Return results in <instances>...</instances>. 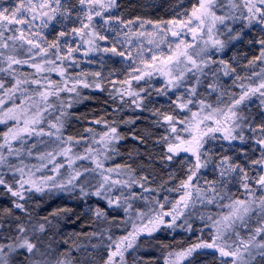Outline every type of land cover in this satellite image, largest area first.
I'll return each instance as SVG.
<instances>
[{"label":"snow or ice","instance_id":"1","mask_svg":"<svg viewBox=\"0 0 264 264\" xmlns=\"http://www.w3.org/2000/svg\"><path fill=\"white\" fill-rule=\"evenodd\" d=\"M121 8L119 0H0V198L10 203L0 209V264H156L138 255L141 237L150 242L164 229L192 232L197 204L219 211L198 214L202 235L168 250L163 264H194L198 255L211 256L205 264H264V0H193L166 21L125 18ZM252 31L257 37L247 42L258 54L242 65L235 55L225 59ZM106 58L128 62L123 80L110 79L116 70L106 77L81 68H103ZM105 80L109 96L120 101L116 111H150L154 127L163 129L153 141L161 165L179 162L185 169L178 186L165 189L178 198H159L149 176L137 177L129 164L109 166L126 138L121 123L135 119L99 118L92 123L103 131L65 135L71 109L88 99L82 90L105 91ZM154 93L167 98V108L148 107ZM151 135L132 138L146 144ZM33 139L52 150L34 153ZM82 142L83 152L74 151ZM33 156L38 164L25 162ZM65 162L67 177L57 180ZM48 164L56 175L43 174ZM209 169L212 179L205 177ZM46 189L78 190L85 203L96 198L86 209L92 231L58 241L52 218L71 210L34 216L33 196Z\"/></svg>","mask_w":264,"mask_h":264},{"label":"trees","instance_id":"2","mask_svg":"<svg viewBox=\"0 0 264 264\" xmlns=\"http://www.w3.org/2000/svg\"><path fill=\"white\" fill-rule=\"evenodd\" d=\"M12 0H7V3H11ZM251 34V32H250ZM249 34V37H251ZM247 56H249L248 50H245ZM250 57V56H249ZM248 57V58H249ZM98 60V57H97ZM115 61L107 60L106 63L101 68L100 63H96V65L83 66L81 67L86 72L93 71H101L106 72L110 69V64ZM77 69L76 71H79ZM255 71H259V67L255 68ZM248 74H250V70H248ZM241 75H245V72ZM105 76H107L105 74ZM156 87L158 86V81L154 82ZM105 91H100L95 89L92 91L91 89H84L82 91V95L87 96L88 99L84 100L82 103L76 104L73 109H71L73 113V117L70 120L66 130L65 135H71L76 138L87 137L89 134L85 132L86 128H93L96 132L103 131V125H97L92 123L95 119L103 118L108 120L109 122L127 120V119H135L136 123L134 125H120L119 131L126 138L120 142L118 145L120 154L115 156L111 161L108 162L109 166H115L116 164H129L135 170L136 176L139 177L140 173L138 168H145V174L150 178V187L156 189V195L159 198L163 197L164 190L166 188H175L178 186L177 178H179V168L178 162H175L171 165V167H163L158 159L161 149L156 147L153 143L156 137L163 134V129L154 127L152 121L154 117L151 115L150 111H132L129 107L124 106L123 111H116L120 107V101L117 98L113 100L109 96V91H111V84L108 81H104ZM119 86V85H117ZM235 91H239L238 89H234ZM163 96L157 97L155 93L153 94V104H150L148 107L152 108H160L157 104L158 99H162ZM168 101H166V104ZM151 133V138L147 140L146 144H140L138 140L133 139L132 136L135 135L137 137L145 136V133ZM47 139V138H45ZM36 141V140H35ZM36 143V148L33 149V152H38L41 148L44 147L43 144ZM50 145V143H49ZM74 151L83 152V142L81 146L73 149ZM133 152L137 153V157L133 162H128V155ZM135 153V154H136ZM151 158V160L149 159ZM81 164H85L86 166H91L88 162L84 161ZM170 172H174L175 179L169 181ZM160 181V183H159ZM167 181L168 184H165ZM163 184L165 186L161 187ZM139 191V189H137ZM168 193V192H167ZM235 193L236 195H240ZM178 193L171 192L169 197H173L174 199L178 198ZM96 201V198H90L87 203ZM83 200L79 198L78 190L77 192H60L58 194H53L49 192H45L44 194H34L33 200L31 202V210L34 216L43 217L48 216L54 210L57 209H70L71 211L67 215H61L59 218H52V222L54 225H58V232L69 231L72 233L76 232H90L92 231L94 225L90 226V218L82 215L83 206L85 204ZM103 204V201H100ZM143 207V204H140ZM10 207L9 200L7 198H0V209ZM215 206L209 205L207 207H203L199 204L196 205L195 213L192 216L191 223L193 227L192 232H187L184 229L176 228L172 229H164L162 231H158L154 234L155 239L150 240V242H144V238L141 237L142 247L138 251V255L142 256L145 260H154L158 261V258H164L166 252L172 249H179L182 247H186L188 244L187 241H179L174 239V235L178 232L180 235L185 233L194 234L198 232V235H202L199 229L203 228V223L199 220L198 214L207 215L208 213L213 212ZM191 211V210H189ZM79 217V219H78ZM51 218V217H50ZM179 221L178 223H181ZM79 229V230H76ZM115 234L121 235L123 234L122 230H114ZM204 235V233H203ZM58 241H62L58 235L55 237ZM191 239V238H189ZM188 239V240H189ZM193 243L197 242V240H193ZM161 245H168L167 249L163 248ZM61 248L68 247L67 244L61 243Z\"/></svg>","mask_w":264,"mask_h":264},{"label":"rangeland","instance_id":"3","mask_svg":"<svg viewBox=\"0 0 264 264\" xmlns=\"http://www.w3.org/2000/svg\"><path fill=\"white\" fill-rule=\"evenodd\" d=\"M119 2L122 5L121 12H123L125 18H133L136 16H140L144 19H150L153 21H160V20L166 21V20L174 18L177 15V13H179L183 10V8H190L191 4L193 3V0H183L182 3H181V0H119ZM57 27H59V26H57ZM249 34H250V32L247 35H245V37L241 41L235 42L234 46H232L225 53L224 58L229 59L235 55L237 57V59L239 60L240 64L242 65V64L246 63L247 59H251L253 56L257 55L258 51H257L256 47L253 45H249L247 42L249 39H255L257 37V32L252 31L250 34L251 37H249ZM53 35H55V33H53ZM165 50H166V46H165ZM245 50H248V52H250L249 53L250 57L247 56ZM114 59H115V61H113L110 64V69L107 70L106 72H103V74L104 75L106 74L108 76V74L110 72H112L113 70H116L115 74L112 75L110 77V79L117 80V81L123 80L125 78V75H126V71H127L126 64L128 62L121 63L119 61V58H114ZM90 65H96V63H92V64L83 63V64H81V67H83V66L87 67ZM25 71H30V69H25ZM85 71H86V69H85ZM237 71H240L241 74L244 73V71H241L240 68H238ZM57 78L58 77H56L55 74H53V79H57ZM106 81H108V80H106ZM156 81H158V86L161 87L162 82L159 80V78H154V80L152 81L153 86L156 87V84L154 83ZM224 83L226 86H229V87L231 86V80H229L227 78H225ZM91 90L94 91L95 89H91ZM158 100L159 101L157 102V104L159 107L163 106L164 108H167V104H166L167 98L166 97H163L162 99H158ZM17 103H19L18 100H17ZM257 110L258 109H257L256 105L254 104L253 105V112L255 113ZM4 130H5V126L0 125V131H4ZM35 142H36L35 139L29 140V144H32ZM43 145H44V147L41 148L38 152H36V154L52 150V147H53L52 144H50V145L48 144L47 146L45 144H43ZM217 150H219L218 147H217ZM135 153L136 152H133L130 156L128 155V160H129L128 162L131 163L136 159L137 153L136 154ZM57 160H60V157H57ZM25 162L29 163V164H38L39 163V161L35 158V156L27 158ZM80 164H81V162L78 161L77 165H80ZM178 164H179V162H178ZM180 167L181 166L179 164V168ZM51 168H52V165L48 164V168L43 170V174H45V175H56L55 173L50 171ZM137 170H139V173H140L139 175H146L144 172V171H146L145 168H141V169L138 168ZM60 171H61L62 175L57 176V180L65 179L67 177L68 169L66 166V162H65V168H62ZM178 171H179V173H178L179 178H177V181L179 182L181 179H183L185 177V169L181 167V170L178 169ZM205 177L207 179L213 178V173L211 172L210 169L205 173ZM159 183H160V181H159ZM201 183H203V181H201ZM165 184H168V183H165ZM165 184H163V186H165ZM232 191H233V193L239 194L235 187H233ZM45 192L58 194L61 191H57L55 189L48 191L46 189ZM169 194L170 193H167L165 191L163 193V196L169 195ZM168 198L170 200H174L173 197L168 196ZM96 203H97L96 201H92V202L85 204L83 206L82 215H85V216L90 218V215L86 214V209H87L89 204L95 205ZM101 205H103V204H101ZM217 211H219V209H217L215 207L214 211L211 213H216ZM76 230H79V229H76ZM206 234H207V229H204V235L206 236ZM71 235H72V232L63 231V232H59L58 236L63 241V240H67ZM116 235L118 236V234H116ZM198 237H200V235H198V232H197V234L196 233H194V234L193 233L192 234L185 233V234H181V235L178 232H176L174 235L175 240H179V241H183V242L187 241L188 244L186 245V247L189 244H192L193 240H197ZM189 238H191V239H189ZM210 260H211L210 255H208V256L198 255L195 257L194 264H205L206 261H210ZM156 264H163V258H161V259L158 258V261L156 262Z\"/></svg>","mask_w":264,"mask_h":264}]
</instances>
